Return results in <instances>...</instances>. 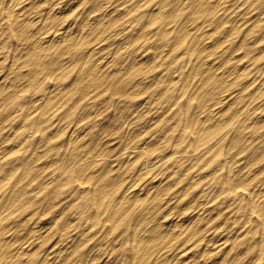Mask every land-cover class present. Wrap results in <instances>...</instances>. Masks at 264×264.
Listing matches in <instances>:
<instances>
[{
  "label": "rangeland",
  "instance_id": "1",
  "mask_svg": "<svg viewBox=\"0 0 264 264\" xmlns=\"http://www.w3.org/2000/svg\"><path fill=\"white\" fill-rule=\"evenodd\" d=\"M99 1L0 0V264H264V0Z\"/></svg>",
  "mask_w": 264,
  "mask_h": 264
},
{
  "label": "bare ground",
  "instance_id": "2",
  "mask_svg": "<svg viewBox=\"0 0 264 264\" xmlns=\"http://www.w3.org/2000/svg\"><path fill=\"white\" fill-rule=\"evenodd\" d=\"M12 1V0H11ZM14 1V3H15V12H16V14H18L19 16L21 15H23V8L24 7H20V5L23 3V1L24 0H13ZM102 1V0H101ZM101 1H99V2H101ZM161 1V0H160ZM168 1V0H167ZM203 2H201L202 4L203 3H205V4H213L214 5V3H216L214 0H202ZM234 1V0H233ZM10 2V1H9ZM166 2V1H165ZM179 2V1H178ZM183 2H185V1H183ZM218 2V1H217ZM117 3V2H116ZM160 3V2H159ZM158 3V4H159ZM177 3V2H176ZM201 3L199 4V3H197V4H195V7H196V14L197 13H199V10H201L202 9V7H201ZM225 3V2H224ZM228 3V2H227ZM102 4V3H101ZM164 4V3H163ZM183 4V3H182ZM181 4V5H182ZM222 4V3H221ZM220 4V5H221ZM103 5V4H102ZM161 5V4H160ZM171 5V4H170ZM173 5V4H172ZM175 5V4H174ZM177 5V4H176ZM178 5H180V4H178ZM184 5V4H183ZM186 5H187V3H186ZM164 6V5H163ZM189 6H190V4H189ZM228 6V5H227ZM95 7V6H94ZM97 7H98V4H97ZM11 8V7H10ZM99 8V7H98ZM98 8H97V10H98ZM177 8H178V6H177ZM176 8V9H177ZM183 8H186V7H183ZM214 8V7H213ZM156 9V8H155ZM158 9H159V5H158ZM173 9V8H172ZM176 9H175V7H174V10L176 11ZM219 9V8H218ZM227 9V8H226ZM10 10V9H9ZM95 10V9H94ZM115 10V9H114ZM178 10V9H177ZM251 10V9H250ZM228 11V10H227ZM28 12V11H27ZM161 11H159V13H160ZM190 12V11H189ZM243 12V11H242ZM155 13V12H154ZM158 13V14H159ZM173 13H175L174 11H173ZM201 13V12H200ZM224 13H226L225 11H224ZM224 13H222V14H224ZM9 14H10V12H9ZM12 14V13H11ZM10 14V15H11ZM54 13L52 12V11H50V12H48V15H49V17L51 16V17H54V15H53ZM56 14V13H55ZM111 14V13H110ZM124 14V13H123ZM187 14V13H186ZM186 14H184V15H186ZM196 14H195V16H196ZM7 15H8V12H7ZM25 15V14H24ZM23 15V16H24ZM47 15V16H48ZM99 15V14H98ZM108 15V14H107ZM191 15V14H190ZM13 16V15H12ZM103 16V15H102ZM161 16V15H160ZM159 16V17H160ZM192 16V15H191ZM239 16H241V15H239ZM11 17V16H10ZM156 17H158V16H156ZM188 17V16H187ZM187 17H184V18H187ZM201 17H203V18H205V19H207V17H208V19H210L209 18V13L208 14H204L203 16H201ZM8 18V17H7ZM167 18V17H166ZM165 18V19H166ZM176 18V17H175ZM101 19V18H100ZM103 19V18H102ZM101 19V20H102ZM164 19V18H163ZM172 19V18H171ZM237 19V18H236ZM259 19H260V17H259ZM262 19V18H261ZM263 19H264V17H263ZM15 20V19H14ZM22 20V19H21ZM20 20V21H21ZM97 20V19H96ZM151 20V19H150ZM252 20V19H251ZM227 21V20H226ZM231 21H233V20H231ZM235 21V20H234ZM262 21V20H261ZM102 22V21H101ZM108 22V21H107ZM208 22V21H207ZM238 22H241V20L240 21H238ZM247 22V21H246ZM258 22V21H257ZM8 23V22H7ZM97 23V22H96ZM163 23V22H162ZM200 23H201V21H200ZM199 23V24H200ZM213 23V22H212ZM223 23V22H222ZM234 23V22H233ZM167 24V23H166ZM188 24V23H187ZM203 25H204V23H202ZM245 24V23H244ZM259 24V23H258ZM14 25V24H13ZM93 25V24H92ZM158 25H160L159 23L157 24V26ZM249 25V24H248ZM257 25V24H256ZM155 26V25H154ZM168 25H166V27H167ZM199 26V25H198ZM202 26V25H201ZM200 26V27H201ZM221 26H222V24H221ZM234 26H236V25H234ZM238 26H240L239 24H238ZM237 26V28L239 29V27ZM260 26V25H259ZM20 27V26H19ZM82 27V26H81ZM161 26H159V28H160ZM164 27V26H163ZM169 27V26H168ZM188 27H189V25H188ZM254 27V26H253ZM107 28V27H106ZM159 28H157V29H159ZM98 29V28H97ZM164 29H166L165 27H164ZM169 29V28H168ZM177 29V28H176ZM196 29V28H195ZM201 29V28H200ZM241 29V28H240ZM190 30H191V27H190ZM209 30V29H208ZM235 30V29H234ZM249 30V29H248ZM100 31V30H99ZM107 30H105V32H106ZM155 31H156V28H155ZM199 30L197 29V32H198ZM201 31V30H200ZM90 32V31H89ZM88 32V33H89ZM160 32V31H159ZM205 32H207V31H205ZM205 32L202 34V35H204L205 34ZM231 32H234V34H235V32L236 31H231ZM249 32V31H248ZM253 32H254V30H253ZM91 33V32H90ZM230 33V32H229ZM229 33H228V35H229ZM240 33H241V31H240ZM250 33V32H249ZM249 33H247V34H249ZM189 35V34H188ZM228 35H226V36H228ZM86 36H88V35H86ZM225 36V37H226ZM247 36V35H246ZM46 38H41L40 39V43H41V45H42V47H41V49L40 48H38V50L37 51H39V52H42V51H45L46 50V52L48 51V50H50L51 48H54V47H57V46H60V45H62V44H66V40H65V38H61V40H59V39H57L55 36H51V38H49V37H47V36H45ZM89 37H90V35H89ZM159 37V36H158ZM165 37V36H164ZM229 37H230V35H229ZM83 38H85V37H83ZM197 38H198V36H197ZM69 39V38H68ZM72 39V38H71ZM191 39H193V38H191ZM209 40V39H208ZM228 40V39H227ZM212 41V40H211ZM213 41H215V40H213ZM234 41V40H233ZM247 41V40H246ZM81 42H83V41H81ZM100 43H101V41H99ZM99 42H97V43H99ZM247 42H249V41H247ZM69 43V42H68ZM95 43V42H94ZM250 43V42H249ZM17 44V43H16ZM71 45L70 46H72V45H75L76 44V42H71L70 43ZM85 44V43H84ZM222 44H223V42H222ZM109 45V44H108ZM240 45V44H239ZM252 45V44H251ZM66 46V45H65ZM199 46V45H198ZM200 46H204V45H200ZM205 46H207V45H205ZM204 46V47H205ZM248 46V45H247ZM109 47V46H108ZM238 47V46H237ZM89 48V47H88ZM99 48H100V44H97L96 46H94L91 50H89L90 51V53H89V55L90 56H95V54L98 52V54H99V52H100V50H99ZM194 48V47H193ZM200 48H202V47H200ZM227 48V47H226ZM37 49V48H36ZM48 49V50H47ZM81 49V48H80ZM82 49H84V48H82ZM242 49V48H241ZM71 50V49H70ZM198 50V49H197ZM201 50V49H200ZM84 51V50H83ZM82 51V52H83ZM119 51V50H118ZM117 51V52H118ZM80 52H81V50H80ZM81 52V53H82ZM205 52V51H204ZM212 52V51H211ZM215 52V51H214ZM213 52V53H214ZM69 53V52H68ZM67 53V54H68ZM197 53H198V51H197ZM246 53V52H245ZM34 55H36L37 53H36V50L34 49V53H33ZM62 53H60V55H61ZM72 54H73V52H72ZM71 54V55H72ZM108 54V53H107ZM134 54V53H133ZM192 54V53H191ZM208 54H209V52H208ZM25 55H27V53L25 54ZM24 55V56H25ZM55 55V54H54ZM70 55V54H69ZM70 55V56H71ZM74 55V54H73ZM88 55V54H87ZM217 55V54H216ZM246 55H247V53H246ZM257 55V54H256ZM243 56V55H242ZM108 57V56H107ZM110 57V56H109ZM108 57V58H109ZM53 58V57H52ZM51 58V59H52ZM58 58V57H57ZM68 58V57H67ZM70 58V57H69ZM81 58H83V57H81ZM80 58V59H81ZM111 58V57H110ZM109 58V59H110ZM72 59H73V56H72ZM206 59V58H205ZM220 59H222V58H220ZM228 59H229V57H228ZM241 59V58H240ZM243 59V58H242ZM84 60H86V59H84ZM216 60V59H215ZM223 60V59H222ZM230 60H231V58H230ZM64 61V60H63ZM65 61H67V60H65ZM70 61H72V60H70ZM69 61V62H70ZM77 61V60H76ZM112 61V60H111ZM212 61H213V59H212ZM49 62V61H48ZM73 62V61H72ZM107 62H109V61H107ZM203 62V61H202ZM214 62V61H213ZM56 63V62H55ZM75 63V62H74ZM80 63V62H79ZM83 63V62H82ZM207 63V62H206ZM209 63V62H208ZM65 64H66V62H64V66H65ZM106 64V63H105ZM239 64V63H238ZM247 64V63H246ZM30 65V64H29ZM68 65V64H67ZM95 65V64H94ZM107 65V64H106ZM139 65V64H138ZM205 65V64H204ZM224 65V64H223ZM50 66V65H49ZM48 66V67H49ZM77 66V65H76ZM248 66V65H247ZM13 67V66H12ZM18 67V66H17ZM50 67H52V66H50ZM135 67V66H134ZM206 67H208V66H206ZM213 67V69H214V65L212 66ZM211 67V68H212ZM57 68V67H56ZM70 68V67H69ZM83 68V67H82ZM82 68H81V71H82ZM136 68V67H135ZM200 68V67H199ZM209 68H210V66H209ZM224 69L226 68V67H223ZM236 68V67H235ZM64 69V68H63ZM68 69V68H67ZM102 69V66H101V64H97L94 68H92L90 71H89V73H88V77H89V80L90 79H95L96 77H97V72H99L100 70ZM220 69V68H219ZM231 69V68H230ZM240 69H243V68H241L240 67ZM245 69V68H244ZM39 70H40V68H39ZM227 70V69H226ZM226 70H225V72H226ZM108 71V70H107ZM198 71V70H197ZM208 71H210V70H208ZM230 71V70H229ZM233 71V70H232ZM237 71V70H236ZM235 71V72H236ZM239 71V70H238ZM241 71V70H240ZM73 72V71H72ZM224 72V71H223ZM228 72V71H227ZM234 72V71H233ZM234 72V73H235ZM20 73H22V72H20ZM26 73V72H25ZM56 73V72H55ZM217 73H219V72H217V71H214V72H212V73H210V75H208V76H206L205 78H204V83L206 84V85H212L215 89L217 88V84H218V81H217V77H219L218 76V74ZM221 73V72H220ZM229 73V72H228ZM234 73H232V74H234ZM7 74V73H6ZM23 74V73H22ZM79 74H81V73H79ZM78 74V75H79ZM105 74V73H104ZM204 74V73H203ZM207 74V73H206ZM225 74V73H224ZM100 75V74H99ZM143 75V74H142ZM222 75V74H221ZM230 75H231V73H230ZM15 76V75H14ZM25 76V75H24ZM197 76V75H196ZM195 76V77H196ZM199 76V75H198ZM241 76V75H240ZM251 76V75H250ZM80 77V76H79ZM139 77V76H138ZM144 77V76H143ZM142 77V78H143ZM229 77V76H228ZM238 77H239V75H238ZM15 78V77H14ZM82 78V77H81ZM100 78H101V76H100ZM199 79H201V78H199ZM75 80V79H74ZM81 80V79H80ZM126 80V79H125ZM202 80V79H201ZM228 80V79H227ZM76 81V80H75ZM197 81V80H196ZM199 81V80H198ZM226 81V80H225ZM235 81V80H234ZM257 82V81H256ZM264 82V81H263ZM14 83V82H13ZM75 83V82H74ZM91 83V82H90ZM90 83H88V85L90 84ZM122 82H120V84H121ZM230 83H231V80H230ZM5 84V83H4ZM10 84H12V83H10ZM82 84V83H81ZM94 84V83H93ZM123 84V83H122ZM258 84V83H257ZM15 85V84H14ZM224 85V84H223ZM232 85V84H231ZM239 85H241L240 83H239ZM122 86V85H121ZM138 86V85H137ZM142 86V85H141ZM3 87V86H2ZM123 87V86H122ZM197 87V86H196ZM204 87H205V85H204ZM224 87V86H223ZM228 87V86H227ZM234 87V86H233ZM236 87H238V86H236ZM254 87H256V86H254ZM253 87V88H254ZM134 88V87H133ZM257 88V87H256ZM262 88V87H261ZM260 88V89H261ZM129 89V88H128ZM199 89V88H198ZM203 89V88H202ZM259 89V88H258ZM259 89V90H260ZM14 90V89H13ZM83 90H84V88H83ZM82 90V91H83ZM120 90V89H119ZM119 90H118V93H119ZM244 90V89H243ZM253 90V89H252ZM263 90V89H262ZM113 91V90H112ZM124 91V90H123ZM128 92V91H127ZM243 92V91H242ZM258 92V91H257ZM86 93V92H85ZM256 93V92H255ZM115 94V93H114ZM188 94V93H187ZM82 95V94H81ZM195 96H197V95H195ZM202 96V98H204L203 97V95H201ZM192 97V96H191ZM200 97V96H199ZM206 97V96H205ZM211 97V96H210ZM221 97V96H220ZM233 97H235V95L233 96ZM260 97V96H259ZM49 98V97H48ZM208 98V97H207ZM240 98V97H239ZM79 99V98H78ZM196 99V98H195ZM198 99V98H197ZM221 99H222V97H221ZM228 99V98H227ZM230 100V99H229ZM251 100V99H250ZM253 100V99H252ZM251 100V101H252ZM254 101H256V99H255V96H254ZM263 101V100H262ZM202 102V101H201ZM224 102V101H223ZM232 102V101H231ZM260 102V101H259ZM257 103V102H255V103H257V104H260V103ZM129 103H130V101H129ZM227 104L229 105V103H228V101H227ZM238 105H239V103H237ZM190 105V104H189ZM211 105V104H210ZM221 105V104H220ZM224 105V104H223ZM248 106H249V104H247ZM264 105V104H263ZM238 108V107H237ZM244 108H245V106H244ZM250 108H248V110H249ZM252 109V108H251ZM207 110V109H206ZM231 110V109H230ZM240 110V109H239ZM254 110V109H253ZM258 110V109H257ZM215 111V110H214ZM213 111V113H215ZM249 112V111H248ZM253 112V111H252ZM210 113V112H209ZM207 114L206 115V119L204 120L203 119V117H204V115L202 116L201 114H199V116L200 117H202V119L204 120V121H202L201 123H206V122H209V120L212 118L211 116H213L212 115V113L211 114ZM235 113V112H234ZM203 114V113H202ZM236 114H238V112H236ZM83 115V114H82ZM241 115V114H240ZM232 116V115H231ZM219 117V116H218ZM238 117H239V114H238ZM245 118V117H244ZM247 119V118H246ZM249 119V118H248ZM220 120V119H219ZM235 120V119H234ZM250 120H251V117H250ZM242 121V120H241ZM199 123V125H200V121L198 122ZM218 123V122H217ZM262 123V122H261ZM196 124V123H195ZM227 124V123H226ZM225 124V125H226ZM199 125H197V129L200 131V132H203V130H205V126L203 127V128H201ZM211 125V124H210ZM215 125H216V123H215ZM218 125H219V123H218ZM248 125V124H247ZM218 127V126H217ZM231 127V126H230ZM233 128V127H232ZM76 129V128H75ZM195 129V128H194ZM235 129V128H234ZM238 130L239 131H241V132H243L244 130H245V126L243 125V124H239L238 125ZM72 131H74V130H72ZM205 131H207V130H205ZM245 132V131H244ZM73 132H71V134H72ZM138 133V132H137ZM140 133V132H139ZM211 133V132H210ZM209 134V133H208ZM247 135V134H246ZM140 136V135H139ZM72 137H74V136H72ZM105 138V137H104ZM205 138V137H204ZM101 139V138H100ZM99 139V140H100ZM150 139V138H149ZM50 140H51V138H50ZM71 140V139H70ZM75 140V139H74ZM106 140V139H105ZM199 141H201V140H199ZM206 143V142H205ZM149 144V143H148ZM152 144V143H151ZM197 144V143H196ZM199 144H201V143H199ZM155 145V144H154ZM156 146V145H155ZM198 146V145H197ZM157 147V146H156ZM128 148H129V146H128ZM151 149L153 148V146L152 147H150ZM97 149H99V147L97 148ZM133 149L134 148H132V152H133ZM155 149V148H154ZM153 149V150H154ZM196 149V148H195ZM194 149V151H196ZM198 149V148H197ZM129 150V149H128ZM199 150V149H198ZM126 151H127V148H126ZM136 151V150H135ZM141 151H144L145 153H147V151H146V147H145V149L142 147V150ZM156 151V150H155ZM196 152H198V151H196ZM134 153V152H133ZM88 154V153H87ZM98 154V153H97ZM123 154H124V152H123ZM151 154H153V153H151ZM160 154V153H159ZM193 155L195 154V153H192ZM69 155V154H68ZM172 155V154H171ZM191 155V154H190ZM253 155V154H252ZM89 156H90V154H89ZM103 156V155H102ZM120 156V155H119ZM157 156H158V153H157ZM156 156V157H157ZM197 156V155H196ZM84 157H86V156H84ZM83 157V158H84ZM117 157H118V155H117ZM150 157H153V155L152 156H150ZM161 157V156H160ZM171 157V156H170ZM188 157V156H187ZM116 158V157H115ZM119 158V157H118ZM131 159L133 158V155H132V157H130ZM130 158H128V159H130ZM136 158V157H135ZM143 158V157H142ZM185 158H186V156H185ZM258 158V157H257ZM101 157L99 156V155H91V157H88L86 160H85V158L83 159V160H85V162H82L81 161V163H88V165H92V164H95V163H98L99 161H101ZM152 159V158H151ZM150 158H149V160H151ZM169 159V158H168ZM188 159H189V157H188ZM80 160V159H79ZM114 160H116V159H114ZM152 161V160H151ZM157 161V160H156ZM160 161V160H159ZM166 161V160H165ZM168 161V160H167ZM78 162V161H77ZM111 162H112V159H111ZM128 162V161H127ZM126 162V163H127ZM134 162V161H133ZM146 162V161H145ZM144 162V163H145ZM158 162V161H157ZM156 162V163H157ZM163 162V161H162ZM36 163V162H35ZM69 163H70V161H69ZM81 163H79V164H81ZM112 163H114V162H112ZM161 163V162H160ZM173 163V162H172ZM180 163V162H179ZM145 164H147V163H145ZM78 165V164H77ZM76 165V166H77ZM114 165V164H113ZM119 165H121V164H119ZM153 166L152 167H150V168H152V169H154L155 167H154V165L155 166H157V164H152ZM173 164H171V166H172ZM69 166H71V165H69ZM145 166H147L148 167V165H144V167L143 168H145ZM31 167H32V165H31ZM31 167H30V169H31ZM74 167V166H73ZM112 167V166H111ZM114 167V166H113ZM112 167V168H113ZM154 167V168H153ZM106 169V168H105ZM119 169L120 168H115V169H108V173H107V175L109 174V173H112V172H114V171H119ZM145 169H147V168H145ZM149 169V168H148ZM70 170V169H69ZM24 171V170H23ZM29 171V170H28ZM139 171V170H138ZM168 171H170V170H168ZM68 172V171H67ZM105 172V171H104ZM146 172H147V170H146ZM231 172H232V170H231ZM230 172V173H231ZM89 173V172H88ZM87 173V174H88ZM104 174V173H103ZM141 174V173H140ZM147 174V173H146ZM228 174H229V172H228ZM248 174H250V173H248ZM22 175H23V173H22ZM25 175V174H24ZM137 175H139V174H137ZM136 175V176H137ZM165 175V174H164ZM89 176V175H88ZM118 176V175H117ZM135 176V177H136ZM140 176V175H139ZM64 177V176H63ZM106 176H105V174H104V178H105ZM109 177V176H108ZM113 177V176H112ZM129 177V176H128ZM144 177V176H143ZM158 177V176H157ZM171 177V176H170ZM229 177V176H228ZM247 177V176H246ZM26 178V177H25ZM61 178V177H60ZM123 178V177H122ZM139 178V177H138ZM137 178V180H139ZM165 178V177H164ZM163 178V179H164ZM237 178V177H236ZM106 179H107V177H106ZM126 179V178H125ZM141 179V178H140ZM247 179V178H246ZM251 179V178H250ZM127 180V179H126ZM240 180V179H239ZM249 180V179H248ZM248 180H247V182H248ZM53 181V180H52ZM122 181V180H121ZM128 181H130V180H128ZM164 181V180H163ZM237 181V180H236ZM252 181H254V180H252ZM21 182V181H20ZM170 182V181H169ZM246 182V181H245ZM245 182H244V184H245ZM108 183V182H107ZM139 183V182H138ZM171 183V182H170ZM252 183V182H251ZM51 184V183H50ZM55 184V183H54ZM53 184V185H54ZM113 184V183H112ZM132 184L134 185V183H131V187L129 186L128 187V190L130 189V188H132ZM151 184H152V182H151ZM162 184V183H161ZM40 185V184H39ZM110 185V184H109ZM146 185V184H145ZM46 185H44V187H45ZM54 186H56V184L54 185ZM99 186V185H98ZM113 186V185H112ZM144 186V185H143ZM153 186V188H149V189H147V188H143V191H141L142 193L140 194V196L139 197H137L136 199H133L134 197H132V196H130L129 194H131V192H127L128 193V196H127V194H125L124 193V195L122 196V198H121V207H129L130 209H131V206H137V205H140V206H142V207H146L147 206V204L150 202V201H153V200H155L156 199V197H157V191H156V188H154V185H152ZM152 186H150V187H152ZM32 187V186H31ZM103 187V186H102ZM124 187V186H123ZM171 187V186H170ZM175 187V186H174ZM160 188V187H159ZM42 189H44L43 187H42ZM112 189V188H111ZM137 189H138V187H137ZM19 190V189H18ZM20 190H22V189H20ZM34 190V189H33ZM98 190V189H97ZM105 190H107V189H105ZM140 190V189H139ZM161 190V189H160ZM39 191V190H38ZM125 191V190H124ZM136 191V190H135ZM17 192V191H16ZM28 191H26L25 192V194L27 193ZM30 192V191H29ZM133 192V191H132ZM37 193V192H36ZM24 194V195H25ZM32 194V193H31ZM133 194V193H132ZM131 194V195H132ZM24 195H23V199H24ZM102 195V194H101ZM22 196V195H21ZM22 198V197H21ZM105 198H106V195H105ZM253 198V197H252ZM261 198V197H260ZM21 199H19V201H20ZM100 200V199H99ZM102 200H104V199H102ZM256 200V199H255ZM96 201V200H95ZM156 201V200H155ZM154 201V202H155ZM252 202H253V200H252ZM261 202V201H260ZM263 202V203H262ZM261 203H256L255 204V209H256V207L257 208H259V207H264V201H262ZM19 203V202H18ZM254 203V202H253ZM15 204H17V202L15 203ZM120 204V203H119ZM96 205V204H95ZM115 205V204H114ZM253 205V204H252ZM14 206H16V205H14ZM18 206V205H17ZM14 208V207H13ZM117 208V207H116ZM118 209V208H117ZM125 209V208H124ZM153 209H155V208H153ZM262 209V208H261ZM7 211H10V210H7ZM120 211V210H119ZM263 211V210H262ZM142 213V212H141ZM153 213V212H152ZM262 213V212H261ZM96 215V214H95ZM133 215H135V214H133ZM6 216V215H5ZM112 217V216H111ZM147 218V217H146ZM261 218H263V217H261ZM75 220V219H74ZM146 220V219H145ZM2 221V220H1ZM250 221V220H249ZM1 223V222H0ZM194 223V222H193ZM5 225V224H4ZM21 226V225H20ZM36 226V225H35ZM262 226H264V225H262ZM4 227V226H3ZM192 227V226H191ZM36 228V227H35ZM207 228V227H206ZM1 229V228H0ZM112 230V229H111ZM29 231V230H28ZM147 231V230H146ZM194 231H196V232H198L197 230H194ZM210 231H211V229H210ZM150 232V231H149ZM30 235V234H29ZM33 235V234H32ZM31 235V236H32ZM145 235V234H144ZM148 235V234H147ZM147 235H145L146 236V238L148 237ZM21 236V235H20ZM36 236V235H35ZM34 236V237H35ZM151 236V235H150ZM11 238H12V236H10ZM14 237V236H13ZM18 238V237H17ZM37 238V237H36ZM190 238V237H189ZM6 239V238H5ZM7 240H10V239H8L7 238ZM19 240V239H18ZM12 242V241H11ZM17 242V241H16ZM210 242V241H209ZM169 243V242H168ZM172 243V242H171ZM217 243V242H216ZM17 245V244H16ZM143 246V245H142ZM164 246V245H163ZM165 246H167V245H165ZM19 247V246H18ZM26 246H22V248H20V249H26L25 248ZM13 248V247H12ZM16 249V248H15ZM59 249V248H58ZM17 250V249H16ZM163 250V249H162ZM263 250V249H262ZM2 251V250H1ZM13 251V250H12ZM15 252H17V251H15ZM14 252V253H15ZM28 252V251H27ZM211 252V251H210ZM263 252V251H262ZM66 253V252H65ZM10 254V253H9ZM11 254H13L12 252H11ZM16 254V253H15ZM14 254V255H15ZM26 254V251L25 250H23V251H20L19 252V249H18V252H17V254H16V256L15 257H17V258H22V256H23V258H24V255ZM57 254V253H56ZM161 254V253H160ZM28 255V254H27ZM181 256L183 255V253L182 254H180ZM262 255V254H261ZM5 256H8V255H5ZM56 256V255H55ZM57 256H58V254H57ZM180 256V257H181ZM158 257V256H157ZM160 257V256H159ZM158 257V258H159ZM179 257V256H178ZM158 258H156V259H158ZM186 256L185 257H181V259L180 258H178V259H180L179 260V262L178 263H176V264H190V262H191V260H190V262H188L186 259ZM177 259V258H176ZM189 260V259H188ZM23 261V259L21 260V262ZM27 261V260H26ZM46 262V261H45ZM48 262V261H47ZM17 263V262H16ZM45 264V263H44ZM48 264V263H47Z\"/></svg>",
  "mask_w": 264,
  "mask_h": 264
}]
</instances>
